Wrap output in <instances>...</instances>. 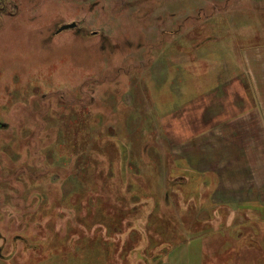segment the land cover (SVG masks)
Segmentation results:
<instances>
[{"label":"rangeland","instance_id":"374dc122","mask_svg":"<svg viewBox=\"0 0 264 264\" xmlns=\"http://www.w3.org/2000/svg\"><path fill=\"white\" fill-rule=\"evenodd\" d=\"M0 7V264H264V0Z\"/></svg>","mask_w":264,"mask_h":264},{"label":"crops","instance_id":"0c3cea01","mask_svg":"<svg viewBox=\"0 0 264 264\" xmlns=\"http://www.w3.org/2000/svg\"><path fill=\"white\" fill-rule=\"evenodd\" d=\"M251 60L253 61L255 65V68H254L255 71L252 70V72L253 74L255 72L254 80L257 81L256 91L258 95V91L264 92V61L262 62L260 60H256L254 57H252ZM259 84L260 86H258ZM258 108L259 106L257 105V110ZM234 110L240 112L241 111L240 105L238 104L234 105ZM261 111L264 112V105L261 106ZM234 122H235L234 126L231 124L233 123L232 120H228L220 124L219 126L220 127V131H219L220 139L219 140L225 144L238 145V149L236 150L237 151L239 150L240 154L236 152L235 150V154H236L235 158L237 160H240V159L242 160L243 159L242 156L240 157L239 155H244V159L247 158L250 161V165H251L250 177L251 179H253L256 185V188L259 192V195H260L261 192H264V145H263L264 135L259 136L258 132H256L255 128L253 127L251 130V132L254 130L253 134L250 132L249 137H242V135L239 134V133L244 132L242 131V127L237 125L236 121ZM227 180H224V182H226Z\"/></svg>","mask_w":264,"mask_h":264},{"label":"water","instance_id":"95a60500","mask_svg":"<svg viewBox=\"0 0 264 264\" xmlns=\"http://www.w3.org/2000/svg\"><path fill=\"white\" fill-rule=\"evenodd\" d=\"M74 27H75V23L64 24V25H62V26L57 30L56 33H59V32H61V31H63V30H66V29H72V28H74ZM2 127H5V126L2 125Z\"/></svg>","mask_w":264,"mask_h":264},{"label":"flooded vegetation","instance_id":"af4514ba","mask_svg":"<svg viewBox=\"0 0 264 264\" xmlns=\"http://www.w3.org/2000/svg\"><path fill=\"white\" fill-rule=\"evenodd\" d=\"M3 1L4 0H0V5H2L3 4ZM2 8L0 7V10H1ZM0 13H2V11H0ZM2 14H0V16H1ZM72 23H75V27L74 28H72V29H66V30H63V31H61V32H59V33H56L57 32V30L61 27H59L56 31H55V35H57V34H60V33H62V32H64V31H67V30H73V29H78L77 28V23L76 22H72ZM68 24H70V23H68Z\"/></svg>","mask_w":264,"mask_h":264},{"label":"bare ground","instance_id":"6f19581e","mask_svg":"<svg viewBox=\"0 0 264 264\" xmlns=\"http://www.w3.org/2000/svg\"><path fill=\"white\" fill-rule=\"evenodd\" d=\"M15 132V131H14ZM111 143V142H110Z\"/></svg>","mask_w":264,"mask_h":264}]
</instances>
